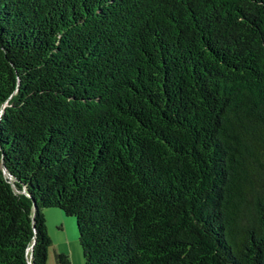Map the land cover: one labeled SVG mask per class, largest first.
I'll use <instances>...</instances> for the list:
<instances>
[{"label":"trees","instance_id":"16d2710c","mask_svg":"<svg viewBox=\"0 0 264 264\" xmlns=\"http://www.w3.org/2000/svg\"><path fill=\"white\" fill-rule=\"evenodd\" d=\"M43 209L84 264H264V0H0V264Z\"/></svg>","mask_w":264,"mask_h":264},{"label":"rangeland","instance_id":"374dc122","mask_svg":"<svg viewBox=\"0 0 264 264\" xmlns=\"http://www.w3.org/2000/svg\"><path fill=\"white\" fill-rule=\"evenodd\" d=\"M46 232L51 241L45 264H56L55 254H63L69 264H84L78 244L75 219L58 209H43Z\"/></svg>","mask_w":264,"mask_h":264}]
</instances>
